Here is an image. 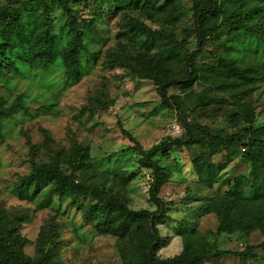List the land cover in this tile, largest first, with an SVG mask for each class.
<instances>
[{"label":"trees","instance_id":"obj_1","mask_svg":"<svg viewBox=\"0 0 264 264\" xmlns=\"http://www.w3.org/2000/svg\"><path fill=\"white\" fill-rule=\"evenodd\" d=\"M56 4L65 16L60 23L52 16ZM84 8L92 10L91 18L83 17ZM116 16L120 31L116 45L106 50L104 66L123 67L152 81L162 105L178 111L183 123L179 137H169L148 150L137 145L140 166L151 170L150 201L156 208H131L125 188L101 187L88 176L89 147L81 143L54 147L45 132L48 158L38 159V145L32 144L30 171L19 176L12 192L56 212L41 227L31 256L25 251L29 240L22 233L29 213L7 208L0 198V264H64L65 238L59 219L64 205L80 211L97 234L117 238L121 264H206L234 255L256 258L257 249L264 251V125H255L253 96L264 84V0H8L0 5V145L25 122L54 110L56 95L97 66L103 54L100 44L107 40L98 36V30H105ZM147 20L161 27L154 28ZM235 42L260 53V60L238 56ZM218 44L223 50L212 48ZM23 79L36 85L39 93L30 88L13 96L12 90ZM197 85L204 91L196 92ZM215 89L227 94V99ZM224 101L233 105L224 135L214 134L206 121L187 120L189 108H201L203 116L206 106ZM95 102L85 108L91 114L108 106L98 96ZM199 144L206 149L192 160L197 182L208 188L220 183L204 210L217 216L216 234L259 232L263 240L241 251L222 249L194 227L183 233L180 253L160 257L166 242L159 224L170 217L161 192L171 171L158 156L174 147ZM237 145L243 147L241 158L249 164V173L234 171L221 180V168L211 158ZM117 176L124 187L134 178V174ZM74 231L79 234L76 226Z\"/></svg>","mask_w":264,"mask_h":264},{"label":"rangeland","instance_id":"obj_2","mask_svg":"<svg viewBox=\"0 0 264 264\" xmlns=\"http://www.w3.org/2000/svg\"><path fill=\"white\" fill-rule=\"evenodd\" d=\"M7 1L0 0V5ZM56 5L52 7V16L53 20L60 23L65 20V16ZM91 13L92 10L87 8L82 11L83 17L87 18L92 17ZM119 20L120 17L116 16L107 23L105 30H98V36L105 35L107 40L100 44V47H103V54L97 66L78 84L56 95L57 106L54 110L25 122L22 131L9 136L0 145V157L3 162L0 168V198L5 201L7 208L29 213L30 220L25 222L22 233L29 240L25 251L31 256L35 254V242L41 227L56 210L51 207L40 208L38 202L19 199L13 195L12 187L19 176L30 171L32 144L38 145V159L48 158L44 147L45 132L50 133L54 147L69 148L74 143L89 147L92 169L88 170V176L94 178L101 187L125 188L131 208H156L150 201L151 170L140 166L141 155L137 145L148 150L169 137H179L180 133L175 132L174 125L181 127L183 123L178 111L162 105L152 81L138 78L123 67L109 69L104 66L106 50L117 43V33L120 31ZM146 23L154 28L161 27L159 23H152L149 20ZM177 31L181 33V30ZM225 45L229 48L230 43L226 41ZM236 45L235 42L234 53L238 56L244 57L247 61L260 60L258 55L260 53H255L253 48L244 50L239 44ZM215 47L223 50L219 44L212 46ZM153 51H156V48ZM195 88L198 93L204 91L199 85ZM29 89L35 94L39 93L36 85L23 79L18 89L12 90V94L16 96ZM214 93L227 99L228 95L223 92L215 89ZM97 96L106 100L108 106L91 114L92 112L85 108L94 103L95 106ZM187 102L190 104V99ZM253 104L257 117L255 125H264V84H260L254 92ZM232 108L233 105L225 101L213 103L202 111V114L206 113L203 116H200L201 108L196 111L189 108L186 111L187 120L191 123L206 121L211 125L214 134L224 135L229 126L228 120ZM262 135L264 136V131ZM131 137H134L135 142ZM205 149V144L174 147L158 156L161 164L171 171L170 179L161 192L168 201L170 217L159 224L166 242L158 252L160 257H170L180 253L183 248V233L191 231L194 227L210 235V238L222 249L241 251L246 245H253L263 240L259 232L251 235L216 234L219 220L215 214H205L204 210L220 183L213 188L198 183L192 166L194 157ZM242 151L243 147L237 145L235 148L222 150L211 158L221 168L219 176L221 180L232 176L234 171L249 173V164L241 158ZM121 173L134 174V178L125 187L117 176ZM38 199L43 200L39 197ZM61 210L63 216L59 219L63 225L65 238L61 251L64 264L122 263L116 237L97 234L88 223L83 221L81 212L75 207L64 205ZM75 226L79 234L74 231ZM255 252L256 258L224 256L210 259L206 264H264V251L257 249Z\"/></svg>","mask_w":264,"mask_h":264},{"label":"built area","instance_id":"obj_3","mask_svg":"<svg viewBox=\"0 0 264 264\" xmlns=\"http://www.w3.org/2000/svg\"><path fill=\"white\" fill-rule=\"evenodd\" d=\"M174 130L176 133H181L182 127H180L179 125H174Z\"/></svg>","mask_w":264,"mask_h":264}]
</instances>
